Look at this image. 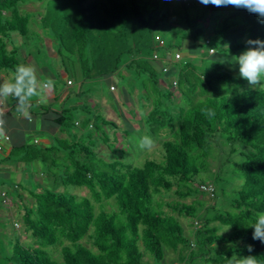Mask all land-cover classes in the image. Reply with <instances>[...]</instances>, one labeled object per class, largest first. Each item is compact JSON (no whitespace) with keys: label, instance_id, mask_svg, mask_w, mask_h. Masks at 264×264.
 Returning a JSON list of instances; mask_svg holds the SVG:
<instances>
[{"label":"trees","instance_id":"1","mask_svg":"<svg viewBox=\"0 0 264 264\" xmlns=\"http://www.w3.org/2000/svg\"><path fill=\"white\" fill-rule=\"evenodd\" d=\"M28 1L0 0L1 68L11 76L23 59L16 46L7 50L6 42L16 33L24 46L29 44L30 16L19 6ZM173 1L68 0L47 8L42 27L56 40L62 62L71 61L82 81L112 76L113 90L131 72L140 79L142 98L150 104L145 133L159 143L146 151L156 156L138 166L124 147L115 145L121 134L115 144L106 142L115 122L100 115L95 116L99 124L91 118L72 121L77 105L58 111L41 105V115L49 113L67 137L53 135L43 146L25 136L11 144L10 136L0 164L41 171L48 182L33 179L36 188L26 190L32 201L18 191V200H7L0 189V205L25 201L23 231L34 239L23 243L19 233L11 256L3 255L0 264H148L146 253L161 263L167 251L177 254L178 264H227L233 254H251L264 264V244L253 240V229L245 225L264 212V88H250L239 70L227 66L245 50L247 38L264 40V24L245 10L224 13L198 0ZM238 23L245 25L246 38L227 43L224 37ZM165 24L175 29L169 37L162 34ZM205 27L208 34L201 38ZM185 41L194 50L206 47V53L185 59ZM62 66L68 71L70 65ZM207 109L214 115H206ZM72 126L79 128L71 131ZM92 137L103 139L118 156L103 159ZM220 139L232 146L231 153L237 143L245 147L239 150L242 159L228 161L226 173L221 169L226 160H218L217 170L209 168ZM70 185L88 193L63 190Z\"/></svg>","mask_w":264,"mask_h":264},{"label":"rangeland","instance_id":"2","mask_svg":"<svg viewBox=\"0 0 264 264\" xmlns=\"http://www.w3.org/2000/svg\"><path fill=\"white\" fill-rule=\"evenodd\" d=\"M63 1L68 0H42V1H37V0H32L28 1L24 4H20V11L23 14H26L30 16V21L31 24L29 25V32H30V39H29V44L24 46L23 44H19L16 47L17 53L22 52V48L26 51L28 50V46L32 48V56L34 57V63L37 64L38 66H43L46 68L47 72H44L42 74V80L51 78L55 81V84H57L59 87H62V82H59L61 80H58L59 78L56 77V74L52 73L50 70V66H52V58L49 54V52L46 50V48L43 47V39L41 38L42 36H47V33L49 32L48 30L43 29L42 25L45 22L43 16L46 14L47 8H53L57 5L61 7V3ZM90 1V0H89ZM172 4L174 3L173 0H170ZM193 1V0H191ZM198 2V1H197ZM67 4V3H65ZM69 5L71 3H68ZM200 4V3H199ZM227 8L222 9V11L225 13ZM195 11V10H194ZM38 14L40 17L38 18ZM208 24V23H206ZM167 24H165L162 28L164 32V36H171L173 31L175 29H168ZM245 25L238 23L235 26H233L230 31L226 34L224 37V40L226 39L227 43L230 42H236L239 39L243 40L246 38L245 32H244ZM208 31L206 27L203 29L200 37L202 38L204 35H207ZM52 36V35H50ZM39 37L42 39V41L39 39ZM9 39H7V42ZM15 41H18L16 39ZM41 41V42H40ZM6 42V43H7ZM182 47H181V56L185 59H192L196 60L197 57L203 55L206 53L207 48H197L193 49L191 48L190 43L188 41L182 42ZM8 48V47H7ZM6 48V49H7ZM21 55H18V58L20 59ZM62 56H59L58 62L59 65L64 68L63 62L66 63V65H70L67 68V72L69 74V77L73 79L74 82H81L82 80L80 79V74L77 72V69H74L75 67L73 66L74 64L70 63L71 61H63L62 62ZM236 58H230L227 60L228 68L234 72L238 71V64H236L235 61ZM64 60V58H63ZM21 63H24L23 60H21ZM70 63V64H69ZM25 64V63H24ZM72 66L74 68H72ZM37 67V66H36ZM54 67V66H53ZM64 70V69H63ZM139 78L134 77L132 75V72L128 74L124 79L120 78L118 80V83H115L116 85L118 84L117 88H114L113 90L110 89L109 83H111L107 77H102V78H96V79H91L87 81H82L83 86L81 89L83 90V93L72 97L71 99H67L64 103V107H68L70 104L76 103L77 109L75 111H72L71 119L72 121L75 120H80L84 118H91V120L96 119V123H100L98 118L95 116H102L106 118L107 120L115 122L117 125L116 128L111 125L108 127V138L109 140L106 141L108 144L114 143V138L115 136H118L121 134L122 138L120 141H118L117 145L118 148L124 147L130 157H132L133 162L135 165H142L144 159H146L148 156L151 155V157L156 156L155 153L153 152H148L146 153L147 150L154 149L155 146H158V140H156V136H153L151 134L145 133L147 131L146 124H144L145 117L147 115V110L149 109L147 106L150 105L148 104V101H146V98H142L143 96V91L140 89L139 86ZM75 84V83H74ZM70 87H74L70 86ZM176 95H178V92H175ZM118 95V96H117ZM82 106H84L87 110L81 109ZM123 111H122V110ZM142 126V127H140ZM79 127L78 126H72L71 131L77 130ZM127 130V134L123 132V130ZM116 132V135H114V131ZM88 129L86 130V132ZM93 131V130H92ZM89 131V132H92ZM95 135V133H94ZM114 135V136H113ZM145 135L150 136L154 140V145L151 149H141L139 146L138 141ZM120 136V137H121ZM119 138V137H118ZM94 144H95V149L100 153V155L103 157L105 160H112L115 156H118L119 152L115 154V152H111L110 149L108 148L107 144L103 142V139H97V137H92ZM214 144V142H213ZM126 145L127 148L124 146ZM218 147L215 145L213 146V152L217 154V159L211 157L210 158V170L214 171L219 169L218 167V160H226V164L222 170L223 172L226 173L228 170L229 163L228 161L235 160L239 161L242 159V157L239 154V150L242 149L240 144H236L235 146L237 147L236 153H231V148L232 146L230 144H226L223 142L221 139L219 140V143H217ZM215 147V148H214ZM245 148V147H244ZM5 149V148H4ZM2 149V150H4ZM0 150V157L3 156L4 151ZM119 151V150H118ZM154 151V150H152ZM219 158V159H218ZM11 163V162H10ZM9 167V176L6 178V182L3 186L0 187V189L3 188L2 191L6 193V199L8 200L9 198H13V200H18L16 197V192L23 193L24 195V200L26 201L27 199L29 201H32L31 196L27 193L26 190L29 189H34L36 188V184L33 179L37 182L41 183H47L48 180L45 176H42L40 174L41 171L37 172V170L34 171H24L25 169L20 170L19 175H15V170L13 169V163H11ZM7 164V163H6ZM220 165V164H219ZM23 167H26L23 165ZM22 166L20 167L23 168ZM17 171V170H16ZM219 171V170H218ZM221 171V170H220ZM225 175L222 174L221 178H224ZM16 184H20V188L15 187ZM17 186V185H16ZM17 188V189H16ZM222 188V187H221ZM229 187H225V194H229ZM63 190L70 191L72 193H76L79 195L87 194V189L85 187L81 186H68L64 188ZM0 198H3L0 196ZM25 201L24 205L26 204ZM16 203V202H15ZM24 205L20 202L18 204H13L12 206L8 208L6 204L0 205V258L3 257V255L11 256V245L15 241V236H17L19 233L24 234V226H23V220H22V208ZM18 224V225H15ZM226 227H222L221 232L225 229ZM227 231H224L222 233H226ZM21 242L26 243V244H33V238L27 235H22L21 236ZM144 259L148 264H172V261L175 264H178L177 261H175V258L177 256L176 253L173 252H168L166 253L164 260L160 263H156L153 261V258L149 253L144 254Z\"/></svg>","mask_w":264,"mask_h":264},{"label":"clouds","instance_id":"3","mask_svg":"<svg viewBox=\"0 0 264 264\" xmlns=\"http://www.w3.org/2000/svg\"><path fill=\"white\" fill-rule=\"evenodd\" d=\"M198 3L207 7L234 8L245 10L257 17L259 23L264 24V0H198ZM247 47L238 56L235 63L238 64L239 76L248 82L250 88H264V40L247 38ZM37 67L34 64L21 63L16 66L10 79L0 80V139L6 138V110L11 101H15V110L31 120L29 109L33 100L41 104L48 102L49 94L55 88V81L51 78L41 80L37 75ZM206 115H214L210 109L205 110ZM141 149H151L154 140L148 136H143L139 141ZM253 229L252 239L264 244V212L256 214L254 222L245 223ZM231 225L222 232L228 231ZM249 253L253 252V246L247 245ZM227 264H260L254 255L233 254L227 258Z\"/></svg>","mask_w":264,"mask_h":264},{"label":"crops","instance_id":"4","mask_svg":"<svg viewBox=\"0 0 264 264\" xmlns=\"http://www.w3.org/2000/svg\"><path fill=\"white\" fill-rule=\"evenodd\" d=\"M39 17L40 15L38 14V18ZM41 38H44L43 41ZM41 38L40 40L44 44L43 47L46 48L52 58V66H50V70L52 71V73L56 74V76H61L62 87H60L59 91H55L54 88V90L49 94L48 102L46 104H41L37 100L34 101V103L31 105V108L29 109V111L32 110V112L30 111L31 120L27 119L21 114H18L15 110V101L10 100L6 110L5 119L7 121L6 133L11 136V144L15 141L17 142L23 140L24 136L25 138H29L30 142L34 139H37L38 143L42 144L43 146L50 144V139L53 135H58L62 138L67 137L66 132H62L59 126L48 119L49 113L46 115H41V105H49L54 111L61 110L62 107H64L63 105L65 101L67 99H71L74 96H77V91H79L82 87L81 82H74L73 79L69 77L68 72L59 65V55L57 53L58 44L54 37L50 36V34H47V36H42ZM16 39H18V41H15ZM19 44L24 45L22 38L20 37V35L13 33L10 44L9 41L7 42V50H11L12 46H17ZM32 54L33 52L30 46L26 51L22 48L21 57L24 63H31L37 66V75L38 78L41 79L42 74L44 72H47V70L43 66H38L34 63V57L32 56ZM1 67L2 65L0 59V68ZM10 77L11 74L9 73V71H6L3 68L0 69V80H7L10 79ZM107 79L112 82L114 80L112 76L107 77ZM68 81H70L69 84ZM73 85V88L70 87ZM75 105L76 103H72L69 106ZM4 148L5 152L3 155L6 156L9 151V143H7ZM9 167V162H7V164L5 162L0 164V187L5 184L6 178L9 176ZM13 169L15 170V175H19L20 170H22V168L20 169V166H13ZM7 209H9V206Z\"/></svg>","mask_w":264,"mask_h":264},{"label":"built area","instance_id":"5","mask_svg":"<svg viewBox=\"0 0 264 264\" xmlns=\"http://www.w3.org/2000/svg\"><path fill=\"white\" fill-rule=\"evenodd\" d=\"M209 52L210 53L213 52V49H210ZM174 58H176V59L179 58V54L175 53ZM68 83H69V81H68ZM9 141H10V136H9V134L6 133V138L0 139V150H2L5 147V145L7 143H9Z\"/></svg>","mask_w":264,"mask_h":264}]
</instances>
